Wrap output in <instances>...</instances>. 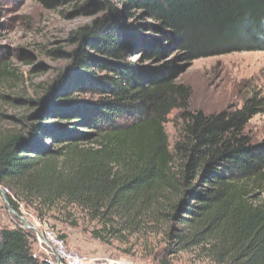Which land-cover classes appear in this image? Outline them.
<instances>
[{
	"label": "trees",
	"instance_id": "1",
	"mask_svg": "<svg viewBox=\"0 0 264 264\" xmlns=\"http://www.w3.org/2000/svg\"><path fill=\"white\" fill-rule=\"evenodd\" d=\"M37 1L53 10L76 0ZM75 7L98 15L72 32L76 47L61 56L71 63L73 87L87 85L82 90L96 99L68 102L75 89L53 84L38 103L67 126L0 125L8 204L15 211L18 200L76 205L114 235L139 232L149 215L167 224L174 253L264 264V141L245 132L264 114V96L205 113L190 108L191 90L177 82L193 60L264 52V0H81ZM7 65L0 59V87L12 75ZM6 99L0 92V103ZM174 110L170 144L165 125ZM31 240L36 245L21 226L0 227V264H54L33 252Z\"/></svg>",
	"mask_w": 264,
	"mask_h": 264
},
{
	"label": "rangeland",
	"instance_id": "2",
	"mask_svg": "<svg viewBox=\"0 0 264 264\" xmlns=\"http://www.w3.org/2000/svg\"><path fill=\"white\" fill-rule=\"evenodd\" d=\"M47 10L37 0H0V59L7 62L12 75L3 81L0 92L8 99L0 103V125L14 128L27 121L47 129L67 126L62 119L44 116L38 101L43 100L51 85L66 83L73 90L68 102L83 103L96 97L82 90L87 85L74 88L70 77L74 71L62 53L76 47L71 34L89 23L98 14L79 15L75 3ZM131 22V21H130ZM130 25V24H129ZM134 56L130 55L129 60ZM177 82L189 86V105L192 110L215 113L227 106L239 108L254 93L264 96V52H238L193 60L185 65ZM60 88V87H58ZM60 103H67L61 98ZM177 111L170 113L165 129L170 144L176 137L173 125ZM60 123L58 125H54ZM245 132L255 142L264 141V114L254 116ZM39 138L44 145H52L50 137ZM0 189L7 197L6 187ZM0 193V227L21 226L35 237L33 229L26 228L18 216L39 232L52 230L74 252L91 259L96 264H210L198 251L174 253V245L167 237V224L147 216L144 227L137 233L120 231L109 234L100 219H93L76 205L63 202L53 207L18 200L17 211H9ZM119 227L120 222L114 221ZM114 235V236H113ZM33 252L42 254L31 240ZM116 262V263H115Z\"/></svg>",
	"mask_w": 264,
	"mask_h": 264
},
{
	"label": "built area",
	"instance_id": "3",
	"mask_svg": "<svg viewBox=\"0 0 264 264\" xmlns=\"http://www.w3.org/2000/svg\"><path fill=\"white\" fill-rule=\"evenodd\" d=\"M5 191H8L7 188ZM39 234L40 236L35 235L37 248L54 264H96L97 259L88 258L69 249L64 240L52 230L45 228Z\"/></svg>",
	"mask_w": 264,
	"mask_h": 264
},
{
	"label": "water",
	"instance_id": "4",
	"mask_svg": "<svg viewBox=\"0 0 264 264\" xmlns=\"http://www.w3.org/2000/svg\"><path fill=\"white\" fill-rule=\"evenodd\" d=\"M0 193L2 195V198L3 200L6 202V195L4 194V192L0 189ZM6 208L9 210V211H12L15 213V211L11 208V206L9 204L6 203ZM16 214V213H15ZM18 218L21 220V223L28 229H33L35 231V233L40 236L39 234V231L36 230L34 227H31L30 224L24 220L21 216H18ZM56 262H58V260H56Z\"/></svg>",
	"mask_w": 264,
	"mask_h": 264
},
{
	"label": "bare ground",
	"instance_id": "5",
	"mask_svg": "<svg viewBox=\"0 0 264 264\" xmlns=\"http://www.w3.org/2000/svg\"><path fill=\"white\" fill-rule=\"evenodd\" d=\"M116 263V262H115ZM117 264V263H116ZM123 264H126V263H123Z\"/></svg>",
	"mask_w": 264,
	"mask_h": 264
}]
</instances>
